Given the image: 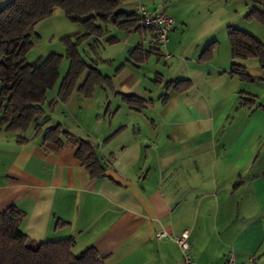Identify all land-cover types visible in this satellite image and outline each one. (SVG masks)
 I'll list each match as a JSON object with an SVG mask.
<instances>
[{
  "label": "crops",
  "instance_id": "1",
  "mask_svg": "<svg viewBox=\"0 0 264 264\" xmlns=\"http://www.w3.org/2000/svg\"><path fill=\"white\" fill-rule=\"evenodd\" d=\"M161 1L173 20L163 49L170 59L147 55L150 30L110 27L97 45L80 47L109 85L86 98L78 91L85 72L59 102L57 82L25 142L0 129V212L23 213L29 239H72L75 256L93 248L104 264H182L173 238L185 231L196 264H264V98L228 74V39L215 35L207 13L192 16L191 6L206 10L210 0H127L120 10L153 11L145 6ZM81 32L55 10L34 27L27 62L63 55L60 41ZM237 63L262 81L257 61ZM54 125L68 133L58 149L44 142ZM81 142L101 177L75 157ZM159 231L168 238L157 239Z\"/></svg>",
  "mask_w": 264,
  "mask_h": 264
},
{
  "label": "trees",
  "instance_id": "2",
  "mask_svg": "<svg viewBox=\"0 0 264 264\" xmlns=\"http://www.w3.org/2000/svg\"><path fill=\"white\" fill-rule=\"evenodd\" d=\"M127 0H11L0 9V129L14 134L18 143L26 139L21 135L43 114L47 93L51 92L59 79V66L64 58L69 66L61 79L57 93L59 102H66L77 87L78 79L87 72L84 82L78 87L86 98L92 96L96 86L109 85V79L89 65L80 47L93 39L97 45L100 39L108 36L109 28L128 31L139 28L135 13L120 10ZM259 6L252 8L249 17H255L264 24V0H246ZM60 9L73 24L83 28V32L64 38V54H48L32 64L26 60L32 50L31 37L34 27L50 18ZM228 42L232 61L228 74L240 81L251 80L244 67L237 63L248 59L258 60L264 71V46L251 34L238 29H228ZM108 42L113 40L108 39ZM159 52L148 51L147 55ZM146 55V56H147ZM162 57V56H161ZM184 82L175 83L172 89ZM131 105L133 98H126ZM55 101L48 105L50 111ZM39 126L35 127L38 130ZM44 142L55 149L61 147L62 139L68 137L60 125L44 130ZM75 157L85 166L91 177H101L102 167L95 158L93 148L86 142L79 143ZM23 213L15 208L0 212V264H104L93 248L80 255L72 253L73 240L37 243L25 237L20 229Z\"/></svg>",
  "mask_w": 264,
  "mask_h": 264
},
{
  "label": "rangeland",
  "instance_id": "3",
  "mask_svg": "<svg viewBox=\"0 0 264 264\" xmlns=\"http://www.w3.org/2000/svg\"><path fill=\"white\" fill-rule=\"evenodd\" d=\"M9 1L11 0H0V9L3 7V5L7 4ZM142 6L144 7V5ZM145 7L148 9L167 8L165 4H162V1L157 3L154 6L152 5L151 7L149 6H145ZM258 7L259 6L249 4L246 0H210V2H208V9H206L208 11H206L205 9H202L201 7L200 8L197 7L196 9L195 7L191 6L190 12L192 13V16L194 15L195 12H199L200 14L207 13L206 16L209 19H211L210 22L214 24L216 28L215 35L219 36L220 41L224 39H228V35H227L228 29L234 28L242 32H245L247 34H251L262 44V46H264V24L257 21V19L253 16L249 17V13L252 10V8H258ZM204 8H207V7H204ZM222 36L224 37V39ZM33 50H34V45L31 51ZM49 50L50 49H46L47 52H50ZM43 54L45 55L47 53L44 51ZM37 60H39V58L34 57L32 62H37ZM250 60L257 61L258 63V60H255V59H248L247 61H250ZM62 62H61V65L59 66L60 79H58V84L59 82H61V79L64 78V76L66 75V72L69 66V62L67 58H64ZM257 65H258V68H260L259 63ZM243 67L245 69V73L250 77L251 80L240 81L238 79L243 84L242 86L245 88V90H248L252 94L254 93L260 94L259 98H264V91H262L263 90L262 86L258 85V82H261V83L264 82V71L260 68V71H262L261 73L263 74L261 77L262 81H259L258 78L253 77L250 73H248V71L246 70V66H243ZM0 88H1V85H0ZM50 93L51 92L47 93L48 100L51 99Z\"/></svg>",
  "mask_w": 264,
  "mask_h": 264
},
{
  "label": "built area",
  "instance_id": "4",
  "mask_svg": "<svg viewBox=\"0 0 264 264\" xmlns=\"http://www.w3.org/2000/svg\"><path fill=\"white\" fill-rule=\"evenodd\" d=\"M166 11V8L148 11L143 6H137L135 12H133L135 13V18L139 20L140 26L151 31L148 51L161 53L164 60L171 58V55L163 49H165L168 42L167 37L173 26V20ZM168 236L169 235L164 231H159L155 235L157 239L168 238ZM188 238L189 234L185 231L180 236L174 237L173 239L182 253V264H196L190 253L189 243H187ZM225 264H235V262L233 258L230 257ZM246 264H253V260L250 259Z\"/></svg>",
  "mask_w": 264,
  "mask_h": 264
}]
</instances>
